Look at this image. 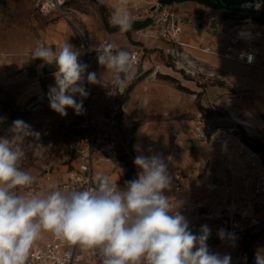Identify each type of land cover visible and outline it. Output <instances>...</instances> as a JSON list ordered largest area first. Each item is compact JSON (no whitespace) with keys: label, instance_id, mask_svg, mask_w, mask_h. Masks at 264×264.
<instances>
[{"label":"clouds","instance_id":"9594fccd","mask_svg":"<svg viewBox=\"0 0 264 264\" xmlns=\"http://www.w3.org/2000/svg\"><path fill=\"white\" fill-rule=\"evenodd\" d=\"M129 3L109 4V22L121 33L132 27ZM95 51L98 63L113 74V90L124 87L132 77L131 54L112 43ZM80 55L68 42L56 50L40 43L32 52L33 60L55 66V86L49 88L48 99L50 108L62 117L68 108L77 115L84 111L83 100L75 99L77 94L88 95L82 86L88 66ZM87 81L101 83L94 72L87 74ZM27 128L16 120L9 132L25 136ZM23 136H0V264H26L42 232L98 252L102 264H231L230 255L209 250V227L202 225L194 234L179 211L181 202L166 195L173 178L162 155L136 156L134 164L141 171L123 189L108 174H101L94 187L83 190L65 191L50 182L44 191H30L35 178L22 169L25 153L16 142ZM219 235L223 239L224 231ZM255 264H264V252H257Z\"/></svg>","mask_w":264,"mask_h":264},{"label":"built area","instance_id":"2783aa9c","mask_svg":"<svg viewBox=\"0 0 264 264\" xmlns=\"http://www.w3.org/2000/svg\"><path fill=\"white\" fill-rule=\"evenodd\" d=\"M64 4L65 0H39L38 9L42 14H49L61 11ZM129 7L133 12L132 19L150 20L149 25L140 32L149 39L165 42L166 54L172 58L175 69L186 76L194 79L223 80L215 71L205 69L193 55V51L214 55L247 67L264 69L261 41L264 38V30L257 26L253 18L232 20L206 15V18L214 23L213 37L208 38L201 22L202 18L197 13L175 12L171 6L158 3L154 5L147 0H130ZM187 34L199 37V44L184 40ZM81 37L84 48L89 52L90 46L85 34L81 33ZM130 54L133 58L132 68L139 67L145 55L140 56L139 51ZM249 56L253 57L251 62ZM158 71L159 67L156 66L152 75L155 76ZM111 89L113 93L123 94L125 86L113 90L112 83ZM45 98L43 94L38 96L39 100ZM218 108L228 110L223 104L215 103L211 106L213 111H217ZM105 123L106 129L95 133V137L91 136L90 132L85 145L78 142L72 144L71 148L76 151L79 163L70 173L68 180L63 183L64 190L94 187L96 183L93 178V167L97 161L121 163V156L127 152L128 147L123 141L124 136H121L120 129L132 125L127 123L124 116L117 114L107 119ZM189 124L196 140L205 142L209 151L213 153L204 161V165L216 163L221 159L218 150L226 149L223 162L227 168L231 170L230 162L239 159L243 173L240 176L239 187L232 176H225L222 198L217 203L205 206L199 201L181 198L184 176L180 170L169 171L173 178L172 201L181 202L179 211L184 216L193 212L201 213L202 221H193L189 228L194 234H199L202 225L209 227L207 245L210 251L220 254L222 249L228 248L240 252L250 236L264 235V120L255 121L247 114L234 112L219 118L207 111L199 112ZM221 230L225 233L223 239L219 235ZM26 264H102V258L96 251H85L78 245L62 242L54 236L44 247L34 242Z\"/></svg>","mask_w":264,"mask_h":264},{"label":"crops","instance_id":"0c3cea01","mask_svg":"<svg viewBox=\"0 0 264 264\" xmlns=\"http://www.w3.org/2000/svg\"><path fill=\"white\" fill-rule=\"evenodd\" d=\"M112 2L113 0H98V2H96V7L93 8L91 12L78 11L79 17L77 20L80 22V28L73 20H71V18L70 21H67L66 19H59L54 22L51 20L46 21L40 25L38 34L30 48L29 56L25 60L23 59L22 62L16 64L15 66H9L7 65V61L0 60V89L2 90L1 95L3 97V102H7L6 100L13 97L12 92H15L13 97L14 107L17 108L20 113L29 112L31 115L30 124L32 127L28 129L29 132H31V130H34V132L37 133L48 132L49 128H52L53 126L58 127V124H60L62 118L67 119L66 116L62 117L60 114L56 113L50 108L48 92L50 87L55 86V77L53 74L55 71V66L50 67L49 65H45L39 59H35L33 62L32 52L40 43H43L53 50H56L60 45L68 42L81 52L79 59L82 63L88 66L84 74V81L82 83V86L88 92L86 97V102L88 104L87 120H85L84 117V120L81 122L82 124H79L78 127H82L88 123L89 127L94 126L97 131L96 133H98L99 131L106 129L107 124L105 121L110 119L113 115L117 114L118 116H124L127 123L131 124L132 127L127 126L123 129H120V131L121 134L123 133L124 135V133H127L129 130V136L131 133H134L132 139L130 136L129 142H131V146L128 147L129 153L132 152L134 156V160L138 155H162V157L165 159V163L168 165V171L180 170L184 176V190L181 198L195 202L199 201L205 206L217 203L224 194L223 178L225 176H232L236 186H240V176L243 173L241 161L239 159H233L230 162L232 169L229 170L226 163L223 162L226 157V149H219L218 156L221 159L216 163L204 165V161L210 158L213 153L209 151L205 142H198L196 140L198 142L197 146H193V141L190 135L191 133L194 134V132L191 130L190 124L184 128L180 125L179 121H175L169 125L170 129L167 130V132L164 129L165 126L158 124L160 122L159 119L154 117L157 116L155 110H153V108L148 109L149 104L146 105V99L145 107L139 114H135L131 110L129 111V106L128 108L122 109L120 104H118L117 99L119 94H117V92H114V94L111 89V85L113 83V74L98 63L97 52L95 49L99 45L112 43L118 49L128 51L129 53L139 51L140 56L143 54L146 56L145 49H147L148 46H156V48L165 51L167 44L162 41H156L147 38L145 35H143V33L140 32L141 29H130L124 33H121L119 30L107 29L97 3L107 7L108 24L109 27L112 28L113 26L109 22L112 11V9L109 7V4ZM216 2L218 4V9L201 5L193 0H188L181 4H177V9H179V11L182 13L199 14L202 18L201 22L206 29V37L212 38L214 34V23L209 21L206 18V15L210 14L212 16H221L224 19L232 20L235 18H241V14L232 17L224 14V6H222L217 0ZM130 13L132 16L133 12L131 9ZM49 14H54V12H50ZM247 17L253 18L258 24L257 26L264 30V8L256 12L250 11ZM140 20L143 19H132V21ZM76 27L78 30L82 31L81 33L85 31V36L90 46L89 52H87L84 48V45L80 43L78 37L79 32H77L78 30L75 29ZM184 40L193 44H199L200 42L199 37H194L190 34L185 35ZM133 41L139 42L141 44L139 46H134ZM261 41L262 54L264 56V38ZM193 55L202 63L205 69L209 71H215L217 74H219L223 80H213H216L220 83L226 82L229 89L236 93L235 96H238L239 93L245 94L244 92L246 91H249V94L253 89L264 91V80L255 87L251 83L250 79H247L244 75L239 74V71L241 70H245L247 72H253L255 70L264 71L263 68L247 67L240 63L228 61L223 58L205 54L199 51H193ZM145 56L141 65L139 66L138 72H141L143 75L146 74V77L148 78L154 79L156 78V75H152L153 70L155 69L154 66L159 67L157 74L162 72L160 70L163 69V66L158 63L156 64L155 59L157 57V53H151V59L147 58V56L145 58ZM144 61L149 62V68L144 69ZM134 69L135 68H132L133 72ZM90 72L96 73L97 79L100 80L101 83H88L87 74ZM138 72L136 74H138ZM134 76L132 78H134ZM28 77L32 78L30 88L27 87L28 83L26 82ZM203 79L204 81H213L211 79ZM130 82V80L127 81L125 85V91L123 93V95L127 97L129 96V98H131L133 92L135 91L130 88ZM223 89L224 88L218 87L219 92H217L222 94L220 91ZM23 90H28V95L22 96L21 94ZM224 90L228 92V89L225 88ZM40 94L45 95L46 98L44 100H39L38 96ZM147 95H149V93H147ZM203 104L205 106L207 105V103ZM216 104H223L228 107V105L225 103ZM8 107L10 106L7 105V108ZM68 110L74 111L72 108H68ZM204 112H207V110ZM152 114H154V116ZM242 114H247L255 121L264 120V116L257 119L250 116L248 113ZM74 118V116L71 117V119ZM0 130V132L9 131L7 127L3 128L1 123ZM0 136L3 135L0 134ZM126 154L127 153L125 152V154L121 156V163L119 164H113L106 161L95 162L93 167V178L95 183L98 175L108 174L112 181L116 182L121 189L125 187L124 175L127 166L125 165L122 157H124ZM134 169L136 175L139 171H141L135 164ZM191 173L193 175H191ZM59 178L67 179L68 177L67 174H60ZM166 195H169L170 200H172V192H168ZM200 214V212H193L185 215V217L190 224L193 221H202ZM53 237L54 235L52 233L42 232L40 238L35 242L37 245L44 247L52 241ZM220 254L230 255L232 258L231 264H236L235 262H237L240 258V252H238L237 249L224 248Z\"/></svg>","mask_w":264,"mask_h":264},{"label":"rangeland","instance_id":"374dc122","mask_svg":"<svg viewBox=\"0 0 264 264\" xmlns=\"http://www.w3.org/2000/svg\"><path fill=\"white\" fill-rule=\"evenodd\" d=\"M147 1L155 5L158 0ZM96 2L98 0H65V4L61 7L62 13L61 11H57L54 14L44 15L38 9L39 0H0V60L7 61V65L9 66H15L22 62L23 59L25 60L29 56L30 48L38 34L40 25L46 21L51 20L54 22L59 19L70 21L71 18L80 28V22L77 20L79 17L78 11L91 12L96 7ZM177 7V4L171 6L175 12L179 11ZM238 12L240 13L237 15L241 14L240 17L242 19L250 13L249 10L243 9H240ZM115 28L109 27V30ZM75 29L78 30L77 27ZM77 32H79V41L83 44L82 31L78 30ZM83 33L86 35L85 31ZM133 44L134 46H139L141 43L133 41ZM145 53L149 59H151V53H157L155 61L156 64L158 63L163 66V69L160 70L162 72L156 74V78L153 79L143 76L141 72H138L139 67H135L134 72L132 71V77L134 74L135 76L129 79L131 81L129 86L135 91L131 98L129 96L121 98L123 94H119L117 102L121 105V103H124L123 100H125V108L129 106V111L131 110L135 114H139L145 107L146 99V105L149 104L148 109L153 108L155 110L157 116L152 115L159 119L160 122L158 124L165 126V131L169 130V125L175 121H179L180 125L186 128L190 120L198 112L206 110L211 115L219 118L229 115L230 112L236 114L248 113L257 119L264 116L263 90L253 89L249 94V91H246L244 92L245 94L239 93L238 96H235L236 93L229 89L226 82L220 83L216 80L204 81L203 78L194 79L186 76L184 73H179L174 67L175 64L172 58L166 54V51L160 50L156 46H148L145 49ZM32 61L34 62V60ZM143 67L144 69L149 68V62L144 61ZM137 72L138 74H136ZM239 74L250 79L255 87L264 80V71L260 70L253 72L241 70ZM26 82L28 83L27 87L30 88L32 78L28 77ZM217 86L228 89V92L223 89L224 91H220L222 94H219ZM28 92V90H23L21 95L26 96ZM1 93L2 90L0 89V123L3 128L7 127L10 129L13 121L21 120L20 112L13 105L15 92H12L13 97L6 100L7 102H3ZM75 99L77 102L83 100V113L77 115L75 111L66 109L67 119L62 118L58 127L53 126L49 128L48 132L38 133V135H36L37 132H34V130L29 132L28 129L32 127L30 119L28 122H25L28 126L26 129L29 133L28 135L23 136V133L18 134L9 131L0 132L3 136L8 137L23 136L22 140L16 142L19 143V146L25 153V157L21 161L22 169L28 171L35 178L30 191H44L50 182H55L62 188L63 183L68 180L70 173L78 167L79 163L76 151L71 148L72 144L75 142L84 144L90 132L91 136L95 137L97 131L94 126L89 127V124L86 123L84 126L78 127L79 124H82L81 122L84 120V117L87 120L88 104L86 97H81L77 94ZM214 102L225 103L228 105V110L218 108L217 111H213L211 106L215 104ZM203 103H207V105L205 106ZM7 105L10 107L7 108ZM72 116L75 118L71 119ZM128 132L124 133V135L123 133L121 134V136H124L123 141L127 147H129L130 136L132 139L134 134L131 133L129 136ZM190 137L192 138L193 146H197L198 142L194 138V134L191 133ZM79 148L81 149L82 147ZM126 153L128 156L127 161H130L131 155L128 148ZM60 174H67L68 178L60 179ZM136 178L138 177L135 174V169L131 170L130 167H127L124 175L125 182ZM263 236L262 234H256L246 239L240 251V258L235 263L255 264L257 252H264Z\"/></svg>","mask_w":264,"mask_h":264},{"label":"water","instance_id":"95a60500","mask_svg":"<svg viewBox=\"0 0 264 264\" xmlns=\"http://www.w3.org/2000/svg\"><path fill=\"white\" fill-rule=\"evenodd\" d=\"M188 0H158L157 3L164 6H173L181 4ZM201 5L208 6L213 9H218L216 0H193ZM222 6L226 8L237 7L243 10L260 11L264 8V0H217Z\"/></svg>","mask_w":264,"mask_h":264},{"label":"trees","instance_id":"16d2710c","mask_svg":"<svg viewBox=\"0 0 264 264\" xmlns=\"http://www.w3.org/2000/svg\"><path fill=\"white\" fill-rule=\"evenodd\" d=\"M97 6L99 7L101 13H102V16H103V21H104V24H105V27L107 29H109V24H108V15H107V7L105 5H102L100 3H97ZM221 6V5H220ZM239 9L237 8H224L223 7V13L224 14H227L229 15V17H232V16H236L238 13ZM150 23V20H144V21H133L132 23V27L131 29H135V30H140V29H143L145 27H147ZM113 30H119L118 28H115ZM143 76H146V74H144ZM122 97H126L125 95H122ZM123 102L125 103V100H123ZM124 103H121V108L124 109L125 108V104ZM30 113L29 112H22L20 113V119L24 122H28V120L30 119ZM129 146H131V142H129ZM131 157H130V161H127L128 160V156L125 155L123 158L124 162H125V165L127 167H130L131 170L134 168V156L132 154V152L130 153Z\"/></svg>","mask_w":264,"mask_h":264}]
</instances>
